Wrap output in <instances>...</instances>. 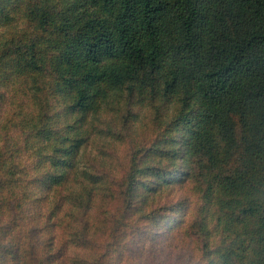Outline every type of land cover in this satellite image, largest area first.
Returning a JSON list of instances; mask_svg holds the SVG:
<instances>
[{"label":"trees","instance_id":"16d2710c","mask_svg":"<svg viewBox=\"0 0 264 264\" xmlns=\"http://www.w3.org/2000/svg\"><path fill=\"white\" fill-rule=\"evenodd\" d=\"M21 16L57 37L16 45L3 29ZM0 27V77L43 73L40 61L53 50L54 71L81 113L113 103L128 82L158 84L193 115L182 121L189 148L213 169H223L236 147L239 116L247 133L244 171L222 176L220 198L240 207L247 236L264 247V0H0ZM37 112L35 128L50 140L41 148L51 149L38 165L0 146V264H55L57 239L50 245L45 227L63 222L58 197L71 213L91 212L89 186L101 183L88 169L71 178L87 131L65 111L61 125L45 105ZM40 164L42 178H32Z\"/></svg>","mask_w":264,"mask_h":264},{"label":"rangeland","instance_id":"374dc122","mask_svg":"<svg viewBox=\"0 0 264 264\" xmlns=\"http://www.w3.org/2000/svg\"><path fill=\"white\" fill-rule=\"evenodd\" d=\"M3 31L18 46L31 37L44 42L57 37L26 16ZM45 52L43 73L26 78L8 70L12 74L0 77V146L15 151L25 165H38L42 151L47 155L51 149L41 148L50 140L35 128L37 110L45 105L57 119L54 125L62 124L58 114L65 111L87 131L71 178L77 181L82 169L101 178L89 186L95 194L91 212L71 213L58 195L54 209L63 222L48 221L45 227L50 245L57 239L55 264H264V247L247 236L240 207L220 198L222 176L244 171L247 133L239 116H233L236 147L223 169H213L189 148L182 121L193 115L165 98L158 84L128 82L113 103L81 113L54 71L53 50ZM163 171L170 173L168 179L161 177ZM43 173L40 164L31 175L41 179Z\"/></svg>","mask_w":264,"mask_h":264}]
</instances>
